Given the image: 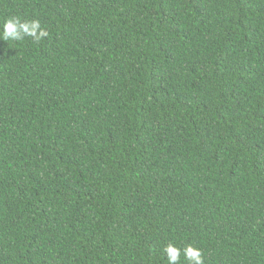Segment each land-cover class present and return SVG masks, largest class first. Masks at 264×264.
<instances>
[{
  "label": "trees",
  "instance_id": "16d2710c",
  "mask_svg": "<svg viewBox=\"0 0 264 264\" xmlns=\"http://www.w3.org/2000/svg\"><path fill=\"white\" fill-rule=\"evenodd\" d=\"M13 14L49 35L0 40V264H264V0Z\"/></svg>",
  "mask_w": 264,
  "mask_h": 264
},
{
  "label": "clouds",
  "instance_id": "9594fccd",
  "mask_svg": "<svg viewBox=\"0 0 264 264\" xmlns=\"http://www.w3.org/2000/svg\"><path fill=\"white\" fill-rule=\"evenodd\" d=\"M49 35L46 28L42 27L40 19H26L19 14L9 15L0 24V40L23 42L31 38L34 43H39ZM162 253L167 257V264H180L183 256L186 264H204V255L199 247L186 244L183 248L174 242H168Z\"/></svg>",
  "mask_w": 264,
  "mask_h": 264
}]
</instances>
